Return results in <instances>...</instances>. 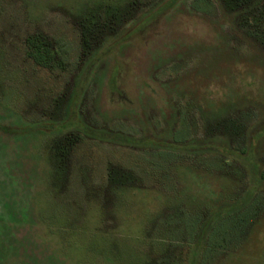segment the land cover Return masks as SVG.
<instances>
[{"label":"rangeland","instance_id":"rangeland-1","mask_svg":"<svg viewBox=\"0 0 264 264\" xmlns=\"http://www.w3.org/2000/svg\"><path fill=\"white\" fill-rule=\"evenodd\" d=\"M227 4L0 0V264H201L211 227L252 204L207 264H264V0ZM180 209L203 217L199 241L157 245Z\"/></svg>","mask_w":264,"mask_h":264},{"label":"trees","instance_id":"trees-1","mask_svg":"<svg viewBox=\"0 0 264 264\" xmlns=\"http://www.w3.org/2000/svg\"><path fill=\"white\" fill-rule=\"evenodd\" d=\"M229 4L233 7H253V4L257 2L258 0H227ZM230 5L227 4L228 7ZM259 10L254 11V26L257 27V32L255 33V36L264 43V4L261 7L259 4ZM91 16H94V12H90ZM91 22H94L93 17L91 18ZM254 28V29H255ZM253 29V30H254ZM38 63L42 65H49L53 63L54 60V54L55 51L48 48L47 46H40L38 43H33V51L31 53ZM67 50L64 49V56L67 57ZM245 124L242 122H238V133L242 129H244ZM186 127L182 124L181 130H179L175 136L174 139L178 142H182V135L185 133ZM243 154L249 155L248 150H243ZM173 154L169 155V152L163 151L158 152L155 155V160L151 161L150 169L156 170V171H167L169 169V165L173 160ZM215 166H221L219 164V161L215 163ZM124 172H122V175L120 177H125L124 181L130 180V172L126 171L127 169L122 168ZM115 179V178H114ZM182 212L177 213L175 212L174 215H168L167 218H165L164 223H162V229H163V235L161 238L157 239L158 241L157 245L160 242L167 243V246L164 245L163 248H167L169 250H173L175 247L176 242L179 240V238L184 239L185 241L189 242L188 244H191L193 241L200 239L201 230H204V228L200 227L202 226V220L203 217L200 215H193L185 212V210L180 209ZM257 210L255 206L252 204L248 207H246L243 211L238 213V216L235 218H229L228 220L221 221L218 224L211 227L207 235V248L203 250L201 254V264H207L212 259H215L216 256H218L221 253H224L226 249L234 242L237 241L238 243L240 240H243L244 236L246 235V231L248 227H250L254 219L256 217ZM208 231V230H207ZM198 237V238H197ZM197 242V241H196ZM159 248V246H158ZM167 251V250H166ZM164 257V258H163ZM160 257V259L157 257L146 259V261H143L139 264H186L184 261V258L180 255L178 258H176L175 255L169 256L170 260L167 258V256Z\"/></svg>","mask_w":264,"mask_h":264}]
</instances>
